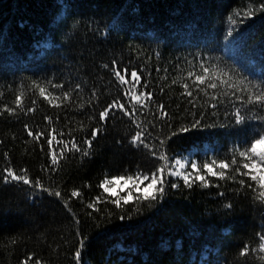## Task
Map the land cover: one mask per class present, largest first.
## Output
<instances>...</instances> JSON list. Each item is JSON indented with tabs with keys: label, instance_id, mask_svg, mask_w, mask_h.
Returning a JSON list of instances; mask_svg holds the SVG:
<instances>
[{
	"label": "trees",
	"instance_id": "trees-1",
	"mask_svg": "<svg viewBox=\"0 0 264 264\" xmlns=\"http://www.w3.org/2000/svg\"><path fill=\"white\" fill-rule=\"evenodd\" d=\"M261 2L0 0V110L15 108V97L21 92L25 110L0 115V175L8 166L17 172L27 169L30 178L42 179L65 199L74 188L83 196V201L71 199L69 212L55 196L0 180V264H20L28 255L42 264H76L78 234L84 238L81 264H264L259 259L264 253L239 255L245 244L256 247V234L264 232V204L232 180L209 178L213 186L203 188L196 183L188 188L182 180L168 177L164 198L151 206L139 205V212L134 205L122 212L102 204L101 212L89 216L92 210L86 207L101 194L97 184L105 174L109 178L134 174L162 163L147 149L129 143L136 127L122 112H114L107 122L98 119L113 99H125L111 71L113 61L129 73L140 72L148 85L146 91L153 93L152 113L160 103L170 113L167 122L153 119L148 109L137 115L151 133L148 142L157 149L159 139L202 117V127L166 141L163 150L170 160L185 155L200 164L231 159L234 148L243 147L264 130V121L257 119L264 116V108L236 99L246 100V93L232 95L226 86L209 89L210 95L218 96L210 101L195 91L192 98L182 95L181 86L191 84L186 79L188 71L199 73V64L205 62L228 73L231 83L243 80L253 91V86L264 89V12L247 19L235 15L256 9ZM229 16L237 23L232 24ZM34 84L57 96L71 92V98L53 107ZM56 84L63 87H53ZM76 84L81 85L79 90ZM212 103L217 107L212 108ZM29 107L36 111L25 114ZM237 108L245 116L242 124L235 122ZM45 116L53 117L51 126ZM26 124L46 134L49 127L55 128L65 133V141L71 138L69 132L82 141L90 138L94 127L103 131L93 142L90 157L81 159L80 153H72L59 171L45 172L50 165L48 145L44 139L33 141ZM171 183L179 187L171 188ZM227 203L231 209L224 207ZM122 214L124 220L119 219Z\"/></svg>",
	"mask_w": 264,
	"mask_h": 264
},
{
	"label": "snow or ice",
	"instance_id": "snow-or-ice-1",
	"mask_svg": "<svg viewBox=\"0 0 264 264\" xmlns=\"http://www.w3.org/2000/svg\"><path fill=\"white\" fill-rule=\"evenodd\" d=\"M256 12H264V2H261L258 8H249L247 11L241 13L237 11L236 16L247 19L256 14ZM232 24H236L237 21L232 16L228 17ZM104 68H109L108 64L103 65ZM199 73L195 71H188L187 80H191V84L188 82L182 83L184 92L182 95L192 98L194 91L197 93H203L209 97L210 101H216L218 96L216 94H209V89L217 90L219 87H227L232 90V95L236 94V91H241L247 94V99L244 100L242 96H236L238 101L244 104L258 105L264 108V89H260L259 86H253L255 91L251 90L249 84H246L241 80L238 84L231 83L232 77L228 73L219 72L214 66L208 67L205 62L199 64ZM111 71L118 85L121 87L123 97L122 102L120 97H117L107 104V106L99 112L98 119L101 122H107L109 116L114 112H122L124 116L128 117L132 124L135 125L136 131L131 135L129 143L136 148L143 147L148 150L153 158L162 163L156 165L153 170H137L134 174H121L114 175L111 178L105 174V177L97 184L99 189H102L100 195L94 197L90 202L86 204L88 209L92 211L88 213L89 216L93 212H101L100 205L111 204L116 209H120L122 212L126 206L134 205L135 211L139 212V205L152 204L162 200L166 193V185H168V177H175L183 181L184 185L191 188L194 184L199 183L203 188L213 186L209 178H216L218 180H232L238 183L240 189L251 190L252 198L264 204V130L259 131L252 139L246 140L243 147H236L232 150L231 159H211L205 161L202 164L196 161H188L184 159H171L163 150L166 145V141L170 140L173 136L180 133H187L194 129L202 127L201 119H195L190 126H181L178 130L171 132L165 139H159V149L156 145L148 142L151 133L148 130V126L137 119L138 113H141L143 109H148L152 114L153 119L157 121L167 122L171 119L170 113L166 111L165 105L160 103L155 105V112H151V105L154 103L153 93L146 91L148 85L142 82V75L137 70H129L127 68L120 69L117 66L116 61L112 62ZM222 77H227L226 79ZM173 84L177 83V80L172 81ZM250 83V82H249ZM243 85V87H241ZM33 87L38 89L39 95L47 101V103L53 107L59 108L61 103L70 100L71 92H63L62 95L57 96L52 92H49L47 88L34 84ZM56 88H62V84L53 85ZM76 89L81 88L80 84H76ZM224 95H228V92H224ZM92 96H96L95 90L92 92ZM33 105L36 104L35 100H32ZM194 107L196 106L195 99L189 100ZM15 108L5 106L0 110V115L4 112L10 115H15L17 109L24 110V93H19L14 100ZM84 107L83 104L80 105ZM212 108H216L215 103L211 104ZM36 109L29 107L26 113H33ZM215 113H213L214 115ZM236 124H242L245 120V116L241 115V110L237 108L234 112ZM257 119L264 121V116H259ZM44 120L49 126L53 123L52 116H45ZM153 128L156 127L152 121H148ZM212 125H209L211 127ZM27 135L32 138L33 141L39 143L42 139L46 140L48 145L47 155L50 160L49 167L43 169L45 172L59 171L61 162L70 158L72 153H80L81 159L91 156V149L93 142L97 136L103 131L102 127H94L91 130L90 138H85L82 141H78L71 135V132L67 133L70 139L65 141L63 137L64 132L58 131L55 128L49 127L47 134L43 130L33 131L29 125H25ZM86 145V147H84ZM43 151V148H41ZM7 156V154H5ZM3 175H0V180L5 184H24L30 188L46 192L49 196H55L64 201V206L69 212H72L69 202L73 198L83 201L82 192L80 189H72L70 196L67 199L64 198L60 190H53L45 186L42 179H32L28 175L27 169H20L17 172L11 166L5 167ZM237 177H240L237 179ZM130 185V186H129ZM90 187V185H87ZM218 186V185H217ZM119 187V191H117ZM171 188H177V183H171ZM126 194L121 195L122 192ZM35 194V193H34ZM107 194V195H105ZM223 195V193H220ZM226 209H231L232 204L227 203L224 205ZM111 215V213H109ZM75 218V213H73ZM125 215H120L119 219L124 220ZM131 219V216H127ZM79 223V220H76ZM81 235V239L78 241L77 250L74 252V259L76 264H81V249L84 247V238ZM258 238V244L256 247H251L245 244L241 249L239 255L241 257L247 256L249 252L252 253H264V232H258L256 234ZM15 243V241H13ZM259 259L264 260V255ZM20 264H42L41 260L34 258V255H28Z\"/></svg>",
	"mask_w": 264,
	"mask_h": 264
},
{
	"label": "rangeland",
	"instance_id": "rangeland-1",
	"mask_svg": "<svg viewBox=\"0 0 264 264\" xmlns=\"http://www.w3.org/2000/svg\"><path fill=\"white\" fill-rule=\"evenodd\" d=\"M184 158H187L188 161H190V157H189V155H185V156L180 157V158H177V159H184ZM129 186H130V185H129ZM117 191H119V187H117ZM124 194H126V191L121 193V195H124Z\"/></svg>",
	"mask_w": 264,
	"mask_h": 264
}]
</instances>
